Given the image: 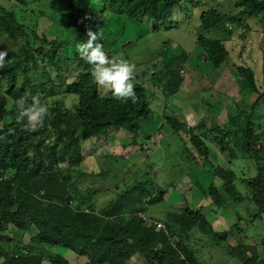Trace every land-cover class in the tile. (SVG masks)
<instances>
[{"label":"trees","instance_id":"obj_1","mask_svg":"<svg viewBox=\"0 0 264 264\" xmlns=\"http://www.w3.org/2000/svg\"><path fill=\"white\" fill-rule=\"evenodd\" d=\"M8 1L25 4V0ZM60 1L67 10L65 22L52 19L60 28L73 34L72 42L56 38L49 41L43 34L39 39L40 45H35L29 36L32 34L37 38L34 28L23 17H18L13 8L0 6V40L9 42L0 43V50L8 52L6 66L0 69V178L7 176L0 180V264H70L62 255L52 251L56 247L85 257L84 264H128L132 258L141 259L142 264H204L191 243L194 234L191 231L197 230L201 234L208 230L220 247L233 230L240 229L239 226L213 232L201 213L202 208L192 211L186 206L182 213L172 209L163 219H147L146 206L163 202L166 193V190L154 186L151 180L135 182L99 209L93 205V192L78 194L73 191L76 189L74 178L85 175L77 170L84 160L81 142L104 135L111 128L124 129L137 137L140 135V120L148 119L151 114L146 89L135 79L137 103L131 100L121 102L111 92L101 97L99 85L91 75V66L77 52V43L87 39V28L93 31L106 28L109 15H125L136 22L148 19L163 24L172 17L180 0H98V17L94 9L96 0ZM234 5L239 10L236 14L222 15L218 10H211L200 15L202 26L199 27L197 40L206 61L215 69L227 60L229 51L223 40L205 37L201 32H216V35L223 34L230 40L233 30L230 25L233 23L243 29L244 37L245 30L250 29L246 23L248 19L264 20V0H236ZM152 29L155 31L157 26ZM114 33L106 34L100 41L105 51L113 54L117 49ZM20 40L24 43L18 50L12 48ZM65 43L72 44L70 46L76 51L71 60L76 61L79 68L75 78L63 89L76 97L72 108H65L56 100L62 91L57 90L58 86L51 78L39 81L36 77L35 81L29 77L30 73L40 68L39 63L45 69L58 72V56ZM43 44L50 48L45 50ZM35 55L41 57V62ZM187 58V54L181 52L167 60L162 75L156 78L155 83L166 95L178 93L183 82L179 64H184ZM47 65L50 67L47 68ZM235 68L242 77L239 83L241 97L247 99L257 94V98L248 113L243 111L229 116L231 130L212 131L221 135L219 143L222 150L229 152L228 163L231 165L237 157L249 159L255 175L236 181L234 169L220 166L214 167L213 174L220 181L221 190L234 203L250 202L249 223L263 221L264 227V131L257 130L259 124L251 122L257 102L264 103V91L257 87L252 69L245 66ZM28 93L38 95L42 103L52 101L48 105L49 114L44 126L36 131L26 130L24 124L16 122L17 107L8 108L10 102L16 104L20 97ZM8 116L12 117V121L6 124L3 121ZM167 123L175 131L185 127L174 118L167 119ZM196 127L204 129V122L200 121ZM206 138L205 135L190 137V144L197 153L193 161L197 158L207 161ZM61 164H66V167H60ZM235 182L242 185L244 195L238 192ZM202 190L210 196L214 206L226 203L223 194L215 187ZM236 218V223L242 221V217ZM156 223L163 225L164 229L157 228ZM33 229L36 234L24 242V233L31 234ZM245 235L237 232L238 245H225L228 254L241 264H264V258L257 257L256 247L244 243ZM260 237L256 235L254 241H259L264 254V236Z\"/></svg>","mask_w":264,"mask_h":264},{"label":"rangeland","instance_id":"obj_2","mask_svg":"<svg viewBox=\"0 0 264 264\" xmlns=\"http://www.w3.org/2000/svg\"><path fill=\"white\" fill-rule=\"evenodd\" d=\"M235 1L180 0L179 6L173 10L172 17L163 24H156L148 19L136 22L125 15H109L105 22L107 27L97 28L103 36L117 33H114L117 49L113 48L116 50L114 54L111 51L107 53L110 57L122 55L135 63L134 79L146 89L151 114L148 119L140 120V135L137 137L124 129L111 128L104 135L81 142L80 150L84 160L77 170L85 175L74 178L76 189L73 191L78 194L93 192L95 195L92 202L97 209L109 204L118 193L128 190L135 182L151 180L154 186L166 190V193L163 202L146 206L147 219H163L172 209L182 213L183 207L186 206L192 211L202 208L201 213L213 228V232L227 231L235 225L239 226L240 229L233 230L220 247L219 242L217 243L208 230L201 232L202 235L197 230L191 231L194 233L191 243L198 250L204 264H241L237 258L228 254L225 246L238 245L237 232L246 234L244 243L256 247L258 259L264 258L259 241H254L256 235L257 238L264 236L263 221L249 223L247 218L250 202L234 203L221 190V183L213 174L215 166L231 167L236 171L238 181L239 178L255 175L253 164L249 159L237 157L230 165L229 152L222 150L219 143L221 135L212 131L231 130L229 116L238 115L243 111L248 113L250 105L257 98V94L247 99L241 97L239 83L242 82V77L237 73L235 66L252 69L257 87L264 91V20L248 19L246 23L250 29L245 30L244 37L243 29L233 23L230 25L233 28L230 40L223 34L216 35V32H201L205 37L223 40L229 51L227 60L218 69L206 61L197 40L199 27L202 26L200 15L211 10H218L222 15L236 14L239 10L235 8ZM99 5V1L94 3L96 17L99 14ZM0 6L13 8L18 17H23L25 22L34 28L37 38L32 34L29 36L35 45H40L39 39L43 34L49 41L54 38L65 42L73 40V34L68 29L60 28L52 19L65 22L67 10L60 0H25L23 5L0 0ZM104 16L107 17L106 12ZM154 25L157 26L155 31L152 29ZM3 41L8 42L1 39L0 43ZM23 43L24 41L20 40L12 48L18 50ZM43 45L45 50L50 48L49 45ZM70 45L72 44L65 43L62 47V53L58 56V72L45 69L39 63L40 68L29 74L35 81L36 77L39 81L51 78L58 86L57 90L62 91L58 93L56 100L65 108H72L76 103V97L67 94L63 89L66 83H71L79 70L77 62L71 60L76 51ZM181 52L188 56L184 64H179L183 82L178 93L166 95L155 80L162 75L167 60L180 55ZM35 56L37 61L41 62V57ZM109 92L99 86L101 97H105ZM51 103L49 100L45 104ZM13 107H17V103L10 102L8 108ZM252 112L251 122L259 124L257 130L264 131V103L259 100ZM172 118L182 122L185 127L176 131L172 129L167 123V119ZM11 121L12 117L8 116L3 122L7 124ZM200 121L204 122V129L196 127ZM193 135L207 136L204 139L208 148L206 162L199 158L193 161L197 154L189 141ZM229 140H232V136H229ZM60 167H66V164H61ZM235 185L238 192L244 195L242 185L237 182ZM209 186L215 187L223 194L226 202L223 206H214L210 196L204 193L202 188ZM236 216L242 217V221L236 223ZM186 222L193 225L192 222ZM31 231V234L24 233V242H28L32 234H36V230ZM52 251L62 255L70 264H84L86 260L68 249L56 247ZM250 253L249 251L248 255ZM128 264H142V260L132 258Z\"/></svg>","mask_w":264,"mask_h":264},{"label":"clouds","instance_id":"obj_3","mask_svg":"<svg viewBox=\"0 0 264 264\" xmlns=\"http://www.w3.org/2000/svg\"><path fill=\"white\" fill-rule=\"evenodd\" d=\"M86 37L85 41L77 43L76 48L80 58L91 66V75L95 82L121 102L127 103L131 100L132 103H137L138 97L133 83L135 63L122 55L110 57L100 42L103 34L99 29L93 31L87 28ZM7 61L8 52L0 50V69L6 66ZM16 112L17 123L24 124L26 130L36 131L44 126L49 107L42 103L38 95L28 93L18 99Z\"/></svg>","mask_w":264,"mask_h":264},{"label":"built area","instance_id":"obj_4","mask_svg":"<svg viewBox=\"0 0 264 264\" xmlns=\"http://www.w3.org/2000/svg\"><path fill=\"white\" fill-rule=\"evenodd\" d=\"M6 178H7V176H3L2 178H0V180H1V179H6ZM85 211H87V210H85ZM156 227H157V228H162V229H164L163 225H161V224H159V223H156Z\"/></svg>","mask_w":264,"mask_h":264}]
</instances>
